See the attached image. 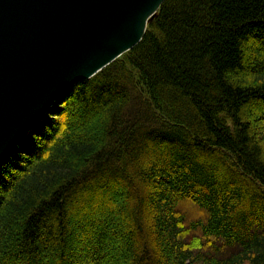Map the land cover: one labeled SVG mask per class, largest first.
<instances>
[{
    "label": "trees",
    "instance_id": "1",
    "mask_svg": "<svg viewBox=\"0 0 264 264\" xmlns=\"http://www.w3.org/2000/svg\"><path fill=\"white\" fill-rule=\"evenodd\" d=\"M0 264H264V0H167L64 95L0 167Z\"/></svg>",
    "mask_w": 264,
    "mask_h": 264
},
{
    "label": "water",
    "instance_id": "2",
    "mask_svg": "<svg viewBox=\"0 0 264 264\" xmlns=\"http://www.w3.org/2000/svg\"><path fill=\"white\" fill-rule=\"evenodd\" d=\"M167 0H0V167L78 83L143 39Z\"/></svg>",
    "mask_w": 264,
    "mask_h": 264
},
{
    "label": "rangeland",
    "instance_id": "3",
    "mask_svg": "<svg viewBox=\"0 0 264 264\" xmlns=\"http://www.w3.org/2000/svg\"><path fill=\"white\" fill-rule=\"evenodd\" d=\"M188 214L190 215V218H195L196 216H198V215H200L198 212V210L197 209H195V208H191V209H188ZM196 238H198V236H191V235H187V239H192V241L193 240H195ZM210 249H209V247H208V251H209ZM228 251H229V249H225V248H223L222 249V251H221V254L220 253H218L219 255H226L227 253H228Z\"/></svg>",
    "mask_w": 264,
    "mask_h": 264
},
{
    "label": "bare ground",
    "instance_id": "4",
    "mask_svg": "<svg viewBox=\"0 0 264 264\" xmlns=\"http://www.w3.org/2000/svg\"><path fill=\"white\" fill-rule=\"evenodd\" d=\"M143 40V39H142ZM136 47V46H135ZM64 97V96H63ZM63 97H62V100H63Z\"/></svg>",
    "mask_w": 264,
    "mask_h": 264
}]
</instances>
